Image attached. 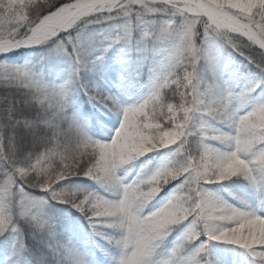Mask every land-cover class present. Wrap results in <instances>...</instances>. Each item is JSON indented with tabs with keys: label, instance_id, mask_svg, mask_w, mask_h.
<instances>
[{
	"label": "snow or ice",
	"instance_id": "1",
	"mask_svg": "<svg viewBox=\"0 0 264 264\" xmlns=\"http://www.w3.org/2000/svg\"><path fill=\"white\" fill-rule=\"evenodd\" d=\"M116 45L148 69L135 98L100 87ZM42 46L68 59L62 82L9 59ZM0 85V264H227L214 244L264 264V0H0ZM77 93L115 121L89 127ZM239 181L255 206L209 187Z\"/></svg>",
	"mask_w": 264,
	"mask_h": 264
},
{
	"label": "trees",
	"instance_id": "2",
	"mask_svg": "<svg viewBox=\"0 0 264 264\" xmlns=\"http://www.w3.org/2000/svg\"><path fill=\"white\" fill-rule=\"evenodd\" d=\"M52 3H56L57 6L59 3L66 2V0H50ZM239 39L244 40L245 38L240 37ZM246 42V40H245ZM47 52V47L42 46L35 50L28 49L26 52L16 53L13 56H10L9 59L15 63H24L26 60L32 61L33 70L43 79L48 82L59 83L62 82L66 77V73L69 66V61L66 57H45L44 54ZM237 59H242L237 57ZM122 60H126V63H121ZM139 59L135 54L128 53L124 45H116L112 49L109 50L108 53L105 54L103 60L101 61L99 68L105 77V81L100 82V87L105 91L111 93H121L122 95L127 93L128 95H132L133 98L138 96L142 91V85L148 82V69L147 67L138 69ZM137 71H141V75L137 76ZM112 77L113 82L110 84L108 78ZM123 77V79H122ZM9 91H14V89H5L2 85H0V96L5 95ZM169 98L172 97L171 92H167ZM79 110L82 114L85 121L88 122L89 127L93 122H96V116L103 115L105 113L110 114L107 110L100 107V105L92 104L89 102L86 96L83 94H76ZM170 102L174 104H178L180 102L179 96H176L174 99H170ZM111 115V114H110ZM115 118V117H114ZM99 127V125H97ZM175 147V146H172ZM148 157H142L140 160L134 162L132 165V171L129 173L128 179H131L132 176L136 174L144 165L145 161ZM156 161L154 160L151 165H148V168H152L155 165ZM90 183V182H89ZM175 182H170V184L174 185ZM215 186H212V188ZM225 187L228 188L229 191L234 193L239 198L243 199V194L246 191L245 183L241 181L233 183L227 182L226 185L221 187L219 190L215 189V192L221 195L222 197H226ZM146 190V189H145ZM28 191H34L32 189H28ZM167 194V189L164 193H161V197H158L155 201H153V206L159 202V200ZM230 198H226L230 203L237 204L238 201L234 200L232 196ZM56 209L61 211L66 219V221L74 222V234L76 238L77 245L86 250L90 259L93 262L97 260L105 259L104 256L99 252V249L96 248L92 241H95V238L89 237L90 230L88 229L87 222L83 219L82 216L74 209H70L65 205H57ZM175 233L173 237H170L169 240L174 239ZM3 237H0V241H3ZM99 244L103 243L99 241ZM105 247H109L108 245ZM5 245L0 244V258H2L3 250ZM237 260H240L238 257Z\"/></svg>",
	"mask_w": 264,
	"mask_h": 264
},
{
	"label": "rangeland",
	"instance_id": "3",
	"mask_svg": "<svg viewBox=\"0 0 264 264\" xmlns=\"http://www.w3.org/2000/svg\"><path fill=\"white\" fill-rule=\"evenodd\" d=\"M108 81L111 84L113 82L112 77H109ZM96 120L101 121V122L111 120V121L114 122L115 118L112 115L105 113L103 115L96 116ZM111 126H112L111 124L107 125V127H109V128ZM241 182L245 183L246 188H247L246 191L243 194V200L246 201L249 205L255 206L256 201H257V199H258L260 194L257 193L251 186H249L247 184V182H245V181H241ZM212 186H215V187L212 188ZM223 186L224 185H211L209 187L215 192V189L219 190ZM229 196L230 195H228V192H226L225 199L226 198L227 199L230 198ZM213 247H214V250H215L216 253H219V254L222 255L223 259L227 262V264H231V261L234 259V255L233 254H235V258H238V257L240 258L241 255L243 254V250L233 249L232 246H226V245H222V244H214Z\"/></svg>",
	"mask_w": 264,
	"mask_h": 264
},
{
	"label": "water",
	"instance_id": "4",
	"mask_svg": "<svg viewBox=\"0 0 264 264\" xmlns=\"http://www.w3.org/2000/svg\"><path fill=\"white\" fill-rule=\"evenodd\" d=\"M22 51H26V49L17 50V52H22Z\"/></svg>",
	"mask_w": 264,
	"mask_h": 264
}]
</instances>
